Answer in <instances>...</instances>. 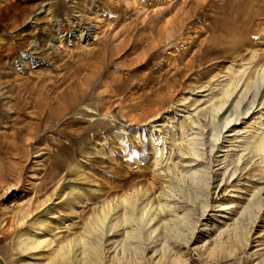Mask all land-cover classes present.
<instances>
[{"label": "rangeland", "instance_id": "1", "mask_svg": "<svg viewBox=\"0 0 264 264\" xmlns=\"http://www.w3.org/2000/svg\"><path fill=\"white\" fill-rule=\"evenodd\" d=\"M263 65L264 0H0V264H28L42 252L45 263L103 203L134 186L148 184L153 205L163 201L167 167L179 172L187 165L178 149L184 146L180 124L183 136L201 131L206 142L201 158L184 169L220 173L216 160L225 154L228 160L264 128V102L259 105L258 93L253 108L223 128L221 117L236 114L232 103L216 115L209 107L229 69L240 67L248 86L241 108L260 90ZM155 106L158 113L146 118L143 109ZM256 167L249 162L236 178L210 189L205 219L180 249L181 264L261 260L264 210L247 242L232 252L218 247L209 254L216 232L202 224L215 214L216 224L230 227L253 186L264 184ZM30 198L41 206L22 222L12 220ZM227 199L233 204L219 210ZM44 219L58 224L38 233L51 244L22 249V230ZM121 233V227L93 233L97 264L112 263ZM152 244L141 264L160 257Z\"/></svg>", "mask_w": 264, "mask_h": 264}, {"label": "bare ground", "instance_id": "2", "mask_svg": "<svg viewBox=\"0 0 264 264\" xmlns=\"http://www.w3.org/2000/svg\"><path fill=\"white\" fill-rule=\"evenodd\" d=\"M243 70H240V67L229 69L228 79L220 85L218 94L214 95V101L211 102L209 107V112L212 115H216L226 107V103H232L236 114L232 115L229 113L221 117V123L219 124L221 128L226 127L232 121L238 120L240 115H245L250 108H253L258 93L259 105H262L264 102L263 65L257 71V75L262 79L260 84L261 91L256 87L257 91L254 93L252 99H249L247 103L238 109L248 88L247 82L244 85L241 82ZM155 112L158 113L156 106L152 109H143V114L146 118L154 116ZM196 123L193 121L192 124ZM179 128V139L182 140L184 146L178 149L181 155L188 157L186 166H191L192 162H197L201 158V153L203 154L202 147L206 142L202 137L201 131L193 132L188 137H185L183 136L185 132L183 125L180 124ZM239 133L237 131V134ZM216 139L214 136L208 141L211 145L210 150H213L216 146ZM176 140L177 138H174V141ZM210 150L208 151L210 152ZM158 152L159 150H156V148L153 150L154 159L151 157L153 163L157 162ZM245 156L246 158L243 159ZM226 157L227 154L221 157V159L218 158L216 160L217 165L222 164L219 167L222 169L220 173L208 168V171L197 168L184 169L186 166L180 169L179 172H175L168 166V179L165 181L166 187L159 192L160 196L163 195L165 197L163 201L159 197L156 204L153 205L152 199L149 196L151 187L148 184L145 186L143 184L134 186L132 189L116 195L111 204L108 201L103 203L99 207L98 212H95L85 223L83 230L54 248L53 257L45 263H42L40 260L42 254L44 255L42 252V254H35V258L29 261L28 264H97L101 260V251L99 250V241L94 239L92 235L97 231H103L104 227H107V230L112 232L117 231L119 227L122 228L121 237L114 240L116 243L113 248L115 254L111 257V264H141L142 253H144L143 251H145L146 246L151 243H153L152 248L154 252L158 251L160 253V257L154 264H181L184 262L182 261L184 259L181 258L180 249L191 240L197 224L202 219H205L210 199V189H213V192H215L225 182L230 181L232 178L234 179V177L236 178L247 167L249 162L258 166L255 169L259 172L257 178H264V128L248 136V140L244 145L233 155L229 156L228 160H225ZM231 163L233 165L229 167ZM174 167L176 166L174 165ZM206 167L204 166L205 169ZM212 183L214 184L211 186ZM188 184L192 186L190 188L186 187ZM263 192L264 184L253 186L252 191L246 196V200L242 202L239 211H237L238 217L230 224V227L228 225L224 227L223 224H216L218 216L215 214L211 215V224H207L206 221L202 223L203 230L211 231L214 229V232H216L212 242L213 246L211 251L208 252L209 254L213 253L218 247L220 250L232 252V248L237 242L241 245H243L242 240L243 242L244 240L247 242L248 233L253 227L259 212L264 210V197L261 196ZM73 198L77 202L82 201L76 197ZM175 198L180 202H174ZM36 201V199L30 198L26 208L16 213L13 212L14 216L12 220H15L17 223L22 222L32 212V209L36 210L41 206ZM232 202V199L220 202L218 206L222 208L219 210L222 211L229 208L233 204ZM165 211H168L169 217H157L158 214L165 213ZM109 212H113L115 216L109 218ZM50 221L49 219H44L29 223L27 228L22 230L19 237V242L23 244L21 246L22 249L35 250L48 247L52 240L38 233L44 232L48 227L50 230L58 227V224ZM223 234L226 235L225 239H223ZM156 241H158V246L154 244ZM73 248L78 251L77 255H71L74 251ZM257 264H264V256Z\"/></svg>", "mask_w": 264, "mask_h": 264}]
</instances>
